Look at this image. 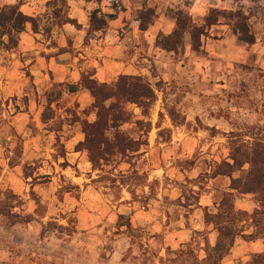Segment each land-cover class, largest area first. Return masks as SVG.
Instances as JSON below:
<instances>
[{
  "label": "rangeland",
  "instance_id": "1",
  "mask_svg": "<svg viewBox=\"0 0 264 264\" xmlns=\"http://www.w3.org/2000/svg\"><path fill=\"white\" fill-rule=\"evenodd\" d=\"M30 23L14 47L0 42V264H202L216 233L206 211L228 190L213 170L235 135L264 134V0H0ZM242 8L256 36L238 40L227 20L191 49L162 38L181 12L200 24ZM99 9L106 22L92 32ZM141 17L148 27L139 26ZM140 76L156 98L125 106L120 129L139 149L99 167L77 149L94 94L83 77L111 84ZM239 174H242L240 172ZM252 212L253 195L234 193ZM11 220H17L12 223ZM262 239L237 238L220 264H258ZM197 257V258H196Z\"/></svg>",
  "mask_w": 264,
  "mask_h": 264
},
{
  "label": "trees",
  "instance_id": "2",
  "mask_svg": "<svg viewBox=\"0 0 264 264\" xmlns=\"http://www.w3.org/2000/svg\"><path fill=\"white\" fill-rule=\"evenodd\" d=\"M100 2L101 0H96ZM219 15L227 20L232 32L239 41L252 45L256 42L248 15L242 8L229 12H215L204 18L200 24L189 23L187 18L178 12L175 14L174 27L162 38L169 51H177L186 33L190 36L191 49L199 51L202 37L207 30L217 24ZM149 18L141 17L139 26L147 29ZM30 23L36 31V23L29 16L13 6L0 7V42L3 36L8 38V47H14L19 35ZM89 25L91 31L104 28L106 22L99 9L93 10ZM81 84L95 96L92 110L95 120L82 121L83 140L78 142L77 149L87 153L91 164L99 167L101 163L112 158L123 157L139 149V141L129 137L120 127L130 122L125 108L134 104L146 112L154 102V89L140 76L120 75L115 82L99 83L89 77H83ZM229 154L216 164L214 177H225L229 180L228 190L223 193L216 204V211H206L204 219L216 233L215 243H206L202 264H220L229 253L237 238L244 240L262 239L264 243V134H255L245 139L243 133L235 135ZM242 172V174H239ZM253 195L256 206L252 212L235 207L233 195ZM5 212L0 208V215ZM14 224L17 220H11ZM197 258V257H196ZM258 264H264V252L257 255Z\"/></svg>",
  "mask_w": 264,
  "mask_h": 264
}]
</instances>
